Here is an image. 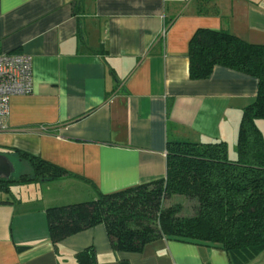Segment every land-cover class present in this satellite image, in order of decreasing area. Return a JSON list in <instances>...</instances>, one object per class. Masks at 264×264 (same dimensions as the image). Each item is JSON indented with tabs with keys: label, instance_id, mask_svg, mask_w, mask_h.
<instances>
[{
	"label": "crops",
	"instance_id": "crops-1",
	"mask_svg": "<svg viewBox=\"0 0 264 264\" xmlns=\"http://www.w3.org/2000/svg\"><path fill=\"white\" fill-rule=\"evenodd\" d=\"M199 28L264 45V0H0V52L30 55L33 77L30 93L10 99L0 154L19 168L13 179L33 174L18 153L76 175L0 189V264H231L223 249L176 239L114 251L103 224L54 247L46 218L163 178L168 142L220 140L235 157L258 81L223 66L191 79ZM247 264H264V251Z\"/></svg>",
	"mask_w": 264,
	"mask_h": 264
},
{
	"label": "trees",
	"instance_id": "trees-1",
	"mask_svg": "<svg viewBox=\"0 0 264 264\" xmlns=\"http://www.w3.org/2000/svg\"><path fill=\"white\" fill-rule=\"evenodd\" d=\"M188 58L194 80L223 66L258 81L253 102L242 109L235 157L228 156L220 140L168 142L163 178L48 208L54 247L65 237L103 224L114 251L139 253L158 238L223 249L231 264H247L264 251V133L257 124L264 120V45L228 31L199 28L189 41ZM18 155L30 162L33 174L0 178V189L18 181L76 176L37 157ZM174 195L190 203L186 212L181 203L165 205ZM88 252L91 262L93 252ZM83 256L77 254L78 259Z\"/></svg>",
	"mask_w": 264,
	"mask_h": 264
},
{
	"label": "built area",
	"instance_id": "built-area-1",
	"mask_svg": "<svg viewBox=\"0 0 264 264\" xmlns=\"http://www.w3.org/2000/svg\"><path fill=\"white\" fill-rule=\"evenodd\" d=\"M32 80L30 55L0 52V130L4 128L11 97L30 93Z\"/></svg>",
	"mask_w": 264,
	"mask_h": 264
},
{
	"label": "rangeland",
	"instance_id": "rangeland-1",
	"mask_svg": "<svg viewBox=\"0 0 264 264\" xmlns=\"http://www.w3.org/2000/svg\"><path fill=\"white\" fill-rule=\"evenodd\" d=\"M259 125H260V129H261L262 133H264V121H261L259 123ZM23 163H25V162H23ZM29 164H30V162H29ZM30 166H31V164H30ZM18 170H19V168L16 169V167H15L14 171L11 172V175L14 176V177L17 176L19 174V171ZM164 203H165V205H171V204H174V203H181L183 205V208L185 209L184 212H186V209L189 208L188 206L190 204L183 197H181V196H175V195L174 196H171L169 198H166Z\"/></svg>",
	"mask_w": 264,
	"mask_h": 264
},
{
	"label": "water",
	"instance_id": "water-1",
	"mask_svg": "<svg viewBox=\"0 0 264 264\" xmlns=\"http://www.w3.org/2000/svg\"><path fill=\"white\" fill-rule=\"evenodd\" d=\"M11 175V166L5 156L0 154V176L8 178Z\"/></svg>",
	"mask_w": 264,
	"mask_h": 264
},
{
	"label": "flooded vegetation",
	"instance_id": "flooded-vegetation-1",
	"mask_svg": "<svg viewBox=\"0 0 264 264\" xmlns=\"http://www.w3.org/2000/svg\"><path fill=\"white\" fill-rule=\"evenodd\" d=\"M9 178H12V175H10ZM12 179H13V178H12Z\"/></svg>",
	"mask_w": 264,
	"mask_h": 264
}]
</instances>
